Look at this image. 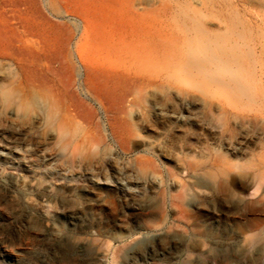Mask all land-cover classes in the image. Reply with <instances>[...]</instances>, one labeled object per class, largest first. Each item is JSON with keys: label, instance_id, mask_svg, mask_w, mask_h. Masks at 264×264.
Masks as SVG:
<instances>
[{"label": "rangeland", "instance_id": "374dc122", "mask_svg": "<svg viewBox=\"0 0 264 264\" xmlns=\"http://www.w3.org/2000/svg\"><path fill=\"white\" fill-rule=\"evenodd\" d=\"M71 1L39 0L57 36L53 61L28 38L37 79L0 58V264L257 261L243 236L264 220V0H129L167 45L117 89L90 80L100 55Z\"/></svg>", "mask_w": 264, "mask_h": 264}, {"label": "bare ground", "instance_id": "6f19581e", "mask_svg": "<svg viewBox=\"0 0 264 264\" xmlns=\"http://www.w3.org/2000/svg\"><path fill=\"white\" fill-rule=\"evenodd\" d=\"M67 1L72 2L71 0ZM128 1L129 0H110V4L106 5V0H85L84 2L83 0H74L80 7H83V5L87 6L84 10L86 11L89 22L88 30L90 34L93 35L92 37H94V40H96L95 54L100 55L95 58L91 57L93 67L89 76L90 80L94 81L97 79L100 80V82L106 81L108 85H111L110 88L114 86L115 89H117V86H120L118 85L120 82H131L129 76L117 73L120 67L125 68L124 70L126 71H131L136 64H142L143 67L149 68L152 65L153 56L155 54L157 56L162 55L167 45L166 38L163 35L164 32L162 33L161 30L160 33L158 32L159 34L157 33L158 35L155 38L150 14L135 12L133 11V7V10L129 9V6L123 7L124 5H129ZM39 6V0H0V58L16 59L22 66L29 80H34L38 77L36 76L38 69L35 67V64L41 62L38 58H40L39 55L42 53L38 54L35 49L33 50L31 47L32 45L30 46L29 44L28 38L34 37V40H36L35 38L40 40L39 43H43L42 46L45 47V51L52 49V41H54L51 35L53 32L50 33L51 31H49L51 27L54 28L49 23L50 21L41 24V22L39 23L37 20L33 19V15L37 12L38 15L40 14ZM102 6L107 7L105 8ZM45 20L46 18L44 17L43 21ZM55 35L57 36V33H55L54 36ZM90 48H92V46ZM53 49L56 50V47H53ZM50 50L44 53L46 58L53 61L51 59L52 55ZM40 66L41 65H39V68ZM33 67L37 70L35 71ZM139 77H141V75ZM47 78L49 77H46V79ZM134 78L135 76L132 78L135 83ZM35 82L37 83V81ZM47 82H49L48 79L43 83L48 84ZM30 83L33 85V82ZM36 83H34V85ZM132 85L134 84L132 83ZM7 141L10 144L15 143L13 138ZM6 147L8 148L10 146L7 144ZM3 157L0 155V159L6 160V158ZM256 204L264 208L263 200L258 198ZM127 208L129 210L138 209L137 198L132 193L128 194ZM62 218H68L72 225L78 224V218L72 214H64ZM49 222L55 227V220L49 219ZM243 242L249 252L257 250L259 254V259L249 264H264V220H261L256 228L246 232L245 236H243ZM143 262L155 264L154 258L150 255L145 256ZM131 264L140 263L133 260Z\"/></svg>", "mask_w": 264, "mask_h": 264}]
</instances>
